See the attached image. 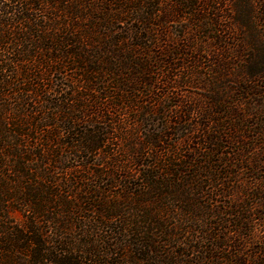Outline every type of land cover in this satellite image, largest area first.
Returning <instances> with one entry per match:
<instances>
[{
  "label": "trees",
  "instance_id": "1",
  "mask_svg": "<svg viewBox=\"0 0 264 264\" xmlns=\"http://www.w3.org/2000/svg\"><path fill=\"white\" fill-rule=\"evenodd\" d=\"M163 1L0 0V264H264V0Z\"/></svg>",
  "mask_w": 264,
  "mask_h": 264
},
{
  "label": "rangeland",
  "instance_id": "2",
  "mask_svg": "<svg viewBox=\"0 0 264 264\" xmlns=\"http://www.w3.org/2000/svg\"><path fill=\"white\" fill-rule=\"evenodd\" d=\"M162 6H163V9L165 11H170L172 9L171 1L170 0H164ZM257 11H258V15L259 16H262L263 15V13H261L262 12V6L261 7H258L257 8ZM237 13H242V11H240V9H237ZM261 22H264V20L261 19ZM185 24H188V22L178 23V22L175 21L173 23H170L169 24V33H168L169 37H172V36H176L177 37L178 34H180V31L185 30V29H187V32L181 33V34H185V36L187 37V34H189V31H191V28L189 30L188 29L189 27H186ZM189 35L191 36V34H189ZM226 35H227V33H226ZM233 36H236L235 38H237V40L234 42V44H232V43L229 44V47L230 48L227 47V48H229L231 50L230 52H233L231 46L232 45H235L236 42L239 41V39L243 36V33L241 31L237 30L236 31V34H234ZM198 41H200V42L201 41L202 42H206V45L204 46L206 52H201L200 61H201V63H202L203 66H200L197 69V71H196V73L199 74V75H196V77L194 78L195 84H193V85L189 84V85L181 86V87L174 86L173 88L170 87V85L172 83L171 84H167V86L165 87V89H169L170 90V93H169L168 99H166L165 110L166 109H169L168 107H171L172 104H174V102L177 100L176 99L177 97H182L183 99L185 98L186 100L191 101V103L196 104V103H202V102H204L205 96L209 94L208 91L202 87V82H207V81L209 82V81L213 80V73H212V71H209V68H207L206 65H208V64L211 63L209 61L210 56L215 51L216 52H219L220 50H219V48H217V45L213 41H209L207 38H205L203 36L198 37ZM170 47H172V45L169 46V48ZM230 52L227 53V56L231 55ZM219 57H220V55H219ZM221 58H223V56H221ZM242 59H245L244 64L247 61L249 63V65L252 68H254V69H257L259 67L264 66V64L261 63L262 58L257 57V54L256 55L255 54H253V55L251 54L249 56L247 54L245 56H241V57L240 56H237V57H234L232 59H229V57H228V59H227L228 66L226 68L227 70L221 71L222 74H221V78H219V79L220 80H223V82L227 81L226 84L228 86H230V88H233V91H232V94L233 95H232V97H235V98L241 96L240 95L241 93L238 92V91H235V89L240 90L241 89V86L244 84V82H242V78L240 76L241 73L239 72V67L241 66V63L243 62V61H240V60H242ZM184 60L185 59H174L173 62H177L179 64L181 62H185ZM188 63L189 62H187V64ZM244 64L242 66H244ZM183 70L184 69H182L181 67H177L176 69L173 70L177 74L176 75L177 76L176 79L179 78V76H180V74H182ZM263 80H264V78H263ZM256 88H258V86ZM219 90H222V88H219ZM260 90H261V95H264V92L262 94V90H264V86L263 87L260 86ZM143 95L144 94H142V96ZM261 95H260V97H261ZM146 97L147 96H143V98H146ZM144 100H146V99H144ZM242 100H245V102L239 106V109H241V111H244L245 110L244 109L245 108L244 105L248 101L251 102L252 99L250 98V95H248L247 96V99L244 98ZM232 101L235 102L234 100H232ZM144 104L145 103H143V106H144ZM157 117L158 116H154L153 118L156 120ZM258 118H260L259 115H258ZM254 119H256V117ZM245 179H247V178H245ZM261 245H262V243H260V241L258 239L255 242L250 243L248 245V247H247V250H250V249H252L254 247L261 246Z\"/></svg>",
  "mask_w": 264,
  "mask_h": 264
}]
</instances>
